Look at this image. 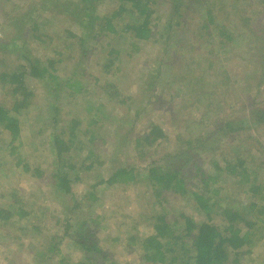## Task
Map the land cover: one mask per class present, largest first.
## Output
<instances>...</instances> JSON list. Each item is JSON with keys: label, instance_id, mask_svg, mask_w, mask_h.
<instances>
[{"label": "rangeland", "instance_id": "1", "mask_svg": "<svg viewBox=\"0 0 264 264\" xmlns=\"http://www.w3.org/2000/svg\"><path fill=\"white\" fill-rule=\"evenodd\" d=\"M16 3L23 7L28 4V0H18ZM214 3L217 4L216 0H207L206 5ZM10 6L11 3L0 0L1 39L4 37L3 28H1L3 14L8 12ZM115 6L114 0H105L99 3L97 5L98 15L111 14ZM75 9L77 7L74 5L69 8V10ZM161 11L164 10L161 9ZM200 11V8H194L189 12L191 14L188 15L191 16L188 17L198 19ZM216 12L223 24L237 26L240 29L239 33L241 32L244 36L253 34L249 29L256 23H259V26L256 27L252 46L245 48L244 39L238 40L237 38L228 49H222L221 46H218L216 48L217 55L213 54L212 57L213 62L210 60V55L206 54L207 52L202 54L197 50L198 47L194 48V51L189 46L187 47L186 42L198 38L191 36H196V34L190 31L185 24L177 30L171 42L170 40L165 41V35L163 37L157 36V39L152 43L141 44L142 49L134 54L132 50H127L131 43L130 39L119 41V37L114 34L99 35L94 40H88L85 47L90 55L83 57L76 46L67 49L69 45L74 44V40H64L63 35L65 29L80 34L81 27L75 24L71 26L64 20L65 18L60 20L58 16L55 25L50 26L52 30L48 31L52 42L49 43V40L44 38L47 44L42 47H37L36 44L30 42L31 45L27 47L29 49L24 51L32 58L62 59V62L56 66L62 79L66 78L67 80L74 76V79L89 85L88 91L81 96L75 95L61 100L59 97L65 95L61 92L62 90H55L53 85L45 86L40 85L41 83L35 85L37 102L40 107L30 114L28 122L22 125L20 152L26 154L28 162L41 165L44 170L53 171L55 167L64 168L66 162L60 161L58 163L50 152L53 147L51 141L52 137L55 136L54 134L60 135L64 131L68 132L66 129L70 119L82 121L81 128L83 129L89 127V130H93L94 125L91 121L97 119L99 125H97L96 135L102 140L107 139V136H112V138H108V144L100 143L102 146L101 154L104 156L99 160L100 163L103 162V165L95 168L97 171L95 173L99 177L107 179L122 164L142 166L144 163L160 158L164 154L174 155L182 149L177 137L180 135L187 136L185 133L189 127H192L194 138H197V135L200 138L206 132V125H209V130H214L215 126L221 124L220 119L216 120L209 116L208 122L202 121L206 119L207 110L208 114L213 111V106L207 107L210 106L207 98L205 97V102H203L202 97L204 96L200 94V91L204 92V90H201L199 86L206 84L208 93H214L213 96L216 99L223 100L225 103L230 102L233 109L231 108L227 112V116L230 117V120L237 122V125L233 126V132L227 131L228 134L224 137L221 135L223 133L213 135L205 143V149L197 150L199 157L190 165H201L207 175L214 176L216 172L213 168V161H222L223 158L234 160L241 156L250 165H263L260 171H256L259 173H255L252 178L256 175L261 176V181L264 182V125L259 128L256 125L246 124L247 116H253L251 113L248 114L250 109H258L259 111L262 109L260 107L263 106L264 2L262 0H226L224 8L216 9ZM64 14L68 16L67 10H64ZM247 18L252 19L251 22L254 23L246 22ZM184 22L187 25L191 23L187 19ZM163 23H165V19L158 22L157 19L154 21L156 25ZM24 38L20 37L18 41L20 45L25 43ZM62 43L67 47L62 46ZM47 45L48 47H46ZM121 45L123 52L115 64L121 69L116 71L113 68V74L111 72L107 79L108 81L118 80V85L122 91L121 95L115 99H108L103 92L98 90L102 84L98 85L95 78L101 79L100 83L104 81L102 64L105 61V50L112 48L118 50L121 49ZM55 48L57 51H61L62 55L56 54ZM9 55V62H12L15 61L18 52L12 50ZM249 61H252L255 68L249 69L247 67ZM153 79L155 83L159 82V86L154 92L149 89ZM189 82L191 86H189ZM209 83H214V85ZM192 88L194 92L191 91ZM199 89L200 91H198ZM66 91L69 93L68 90ZM151 95L153 98L150 97ZM254 99L258 103L257 107L253 104ZM51 106L58 107L60 113H53ZM139 110H142V114L136 115L135 112ZM101 117H103L102 120H100ZM194 121L202 122L203 125L195 127ZM152 123L160 125L167 135V139L160 140L159 144L152 148L154 151L149 152L148 157L144 159L141 158L142 154L135 152L128 140L143 134ZM3 139L4 137L0 136V142ZM86 139L85 136L79 138L76 142V148L66 154L67 159L70 160L71 158L70 161L68 160L69 163L72 160L77 163L79 157H85L87 152L84 149L80 150L78 146H81V143L82 146L83 144L86 145ZM95 173L82 172L78 175L79 179L74 187L78 200L84 197L91 185L98 180L99 177L95 179ZM186 173L191 178L192 189L203 191V184L200 182V178L195 176V170L192 169V172L187 171ZM71 174L75 177L76 171H72ZM221 176L215 185L221 187L218 198H222L225 204L232 202L236 210L242 213L250 209L251 203L264 205L263 201L254 200L251 196L240 192L231 176H225L224 173ZM144 180L145 176L140 179L141 182L137 185L100 187L97 190L100 200L93 204L90 209L91 212L86 210L87 205H83L77 211L78 213H85L84 216L92 214L93 220L97 218L96 216H100L98 217L100 220L98 224L89 221V225L95 229L99 245L120 264H142L139 250H129V243L126 242V239L136 233L144 234L150 229L148 221H142V217L147 218L153 211L154 200L147 182ZM52 183V180H46V182L38 184L35 179L32 180L16 173L13 169L12 158L6 157L4 161L0 160V206L12 204L13 201L10 196L5 197V195H10L12 189H19V198L27 203L26 209L31 213L30 225L34 224L40 227V231L37 233L27 231L26 242L27 239H30L38 250L46 251L53 242L52 237L58 235L63 239L61 248H63V253L66 256L64 259L74 262L82 258V253L78 252L70 237L64 236L63 222L56 224L57 218L67 219V217L72 219L73 224L77 223L76 218L69 213L70 208L73 207L72 198L60 197ZM190 185L188 184V187H191ZM213 197L218 199L216 196ZM227 198L229 199L227 200ZM193 202L194 200L191 199L172 197L170 199V219H173L176 213H193ZM25 222L21 225H27L26 220ZM136 223H139L137 225L138 230H135ZM216 223L221 225L220 218H216ZM1 231L3 232V230ZM17 231L12 229L11 236L13 238L8 237L11 242L0 243V264H59L60 257H52L45 262L39 258L34 259L32 256L35 255V252L33 253L29 249L28 243L15 238L18 235ZM240 263L264 264L263 232L257 235L251 254L243 255Z\"/></svg>", "mask_w": 264, "mask_h": 264}, {"label": "trees", "instance_id": "2", "mask_svg": "<svg viewBox=\"0 0 264 264\" xmlns=\"http://www.w3.org/2000/svg\"><path fill=\"white\" fill-rule=\"evenodd\" d=\"M17 1L6 0L7 3H11V6L8 10L9 13L6 11L3 14V23L1 24L4 37L0 38V136H3L4 139L0 142V160L4 161L6 157L12 158L13 169L16 173L32 180L35 179L38 184L52 180V186L60 197L72 198L73 207L70 208L69 213L76 218L77 223L73 224L72 219L67 217V219L57 218L56 224L63 222L64 236L73 240L75 248L82 253V258L74 262L65 260L66 256L61 248L63 239L58 235L52 237L53 242L46 251L38 250L30 239H27L26 242L27 231L37 233L40 231V227L34 224L30 225L31 213L26 209L27 203L19 198V189H12L10 195H5V197L10 196L12 204L0 206V229L3 230V232L0 230V243L11 242L8 237L13 238L11 235L12 229H14L18 230V235L15 238L28 243L29 249L33 253L35 252L32 257L39 258L43 262L52 259V257H60L59 264H120L99 245L95 229L89 225V221L98 224L100 216H96L97 218L93 220L92 214V216H84L85 213L77 211L83 205H87L86 210L91 212L93 204L100 200L97 194L98 188L113 185H137L141 182L140 179L145 176L144 182H147L148 189L153 196L154 209L147 218L142 217V221H148L150 229L144 234L136 233L126 239V242L129 243V250H139L142 264H241V257L251 254L257 235L260 232L264 233V205L254 202L251 203L248 211L239 212L232 202L225 204L222 198H218L221 187L219 188L215 184L224 173L225 176L233 178V182L236 184V188L239 187L240 192L251 196L254 200L264 202V182L261 181V176L256 175L252 178L255 173H259L256 171H260L263 165H250L241 156L234 160L223 158L222 161H213V168L216 172L214 176L207 175L201 165H190L199 157L197 150L205 149V143L213 135L223 133L221 135L224 137L228 134L227 131L233 132V126L237 125V122L230 120V117L227 116V112L231 108L233 109L230 102L225 103L223 100L216 99L213 96L214 93L207 92L206 84L200 85L201 90H204V92L198 90L204 96L202 97L203 102L206 97L209 101L208 105H210L207 107L213 106V111L209 115L207 110L206 119L202 121L208 122L209 116L216 120L220 119L221 124L215 126L214 130H209V125H206V132L200 138H198L199 135L194 138L192 127H189L185 133L187 136L177 137L182 146L178 153L164 154L142 166L122 164L107 179L99 177L95 173V168L103 165V162H99L104 156L101 154L100 143L108 144V138L110 139L112 136H107V139L102 140L96 135L97 125H99L97 119L91 121L94 125L93 130H89V127L83 129L81 128L82 121L70 119L66 129L69 133L64 131L60 135L54 134L51 141L53 147L50 151L58 163L66 162V165L64 168L55 167L53 171L44 170L41 165L28 162L26 154L20 152L22 125L28 122L30 114L40 107L37 102L35 85L38 83L45 86L53 85L55 90H62L61 92L65 95L59 97L61 100L65 97L81 96L88 91L89 85L74 79V76L67 80L66 78L62 79L58 74L59 69L56 67L62 62V59L32 58L24 50L29 49L27 47L31 45L30 42L36 44L37 47L47 44L44 38L49 40V43L52 42L48 31L52 30L50 26L55 25L59 16L60 20L65 18L64 20L69 25L75 24L81 27L80 34L65 29L63 31L64 40L73 39L74 44L67 47L62 43V46H66L67 49L76 46L83 57L90 55L85 47L88 40H94L99 35L114 34L119 37V41L130 39L131 43L127 50H132L134 54L142 49L141 44L152 43L157 39V36L165 35V41L170 40L171 42L177 30L185 24L190 31L196 34V36H191L198 38L186 42L187 47L189 46L193 51L198 47L197 50L202 54L207 52L206 54L210 55V60L213 62V54L217 55L216 48L221 46L222 49H228L237 38L238 40L244 39L245 48L252 46L254 33H256L255 30L259 23L249 29L253 33L249 36L239 33L240 29L237 26L223 24L218 18L216 9H223L226 0H216L217 4L212 5H206L207 0H114L115 9L106 16L98 15L97 11V5L105 0H39L36 2L28 0V4L23 7L16 3ZM262 1L264 2V0ZM72 5L77 9L69 10ZM197 7L201 10L200 17L198 19L188 17L191 16L188 15L191 14L189 12ZM161 9L164 11L162 12ZM64 10H67L68 16H65ZM156 19L157 22L165 19V23L156 25L154 24ZM186 19L190 20L189 25L184 22ZM251 21L250 18L246 19L248 23ZM20 37H25V45L18 43ZM120 48L105 50V61L102 64L104 81L100 83L101 79L95 78L98 85L102 84L98 90L103 92L108 99H115L121 95L122 91L118 80L108 81L107 79L111 72L113 74V68L116 71L121 69L115 66L123 52V46ZM12 50L17 51L18 56L15 61L9 62L8 56ZM54 50L56 54L62 55L61 51H57L56 48ZM247 67L255 68L252 61H249ZM209 84L214 85V83ZM32 85L33 87H31ZM149 86V89L154 92L158 88L159 82L155 83L153 79ZM189 86H191L190 82ZM191 91L194 92L193 88ZM150 97L153 98L152 95ZM262 101L263 106L260 107L262 109L259 111L250 109L248 114L251 113L253 116H247V125H256L259 128L264 125V99ZM253 104L256 107L258 105L255 99ZM51 108L53 113H60L58 107L51 106ZM141 112L142 110H139L135 114L141 115ZM102 119L103 117L100 118V120ZM194 122L195 127L203 125L202 122ZM84 136L87 137L86 145L82 146L81 143V146L78 147L80 150L84 149L87 154L85 157L78 155L81 160L78 159L77 163L73 160L69 163L71 158L67 159L66 154L75 149L78 139ZM162 139H167V135L159 124L152 123L147 131L128 141L135 152L142 154L141 158L145 159L149 152L154 151L152 148L156 147ZM192 169L195 170V176L200 178L204 187L203 191L192 189L191 178L186 173L187 171L192 172ZM72 171H76L75 177L72 176ZM82 172L95 173V179L99 178L91 185L84 197L78 200L74 187L78 182V175ZM188 184L191 187H188ZM175 196L194 200L193 213H176L173 219H170V199ZM213 196L218 199H214ZM216 218H220L221 225L216 223ZM25 220L27 225H21V223H26ZM138 224L136 223L135 230H138ZM15 238L14 240H16Z\"/></svg>", "mask_w": 264, "mask_h": 264}]
</instances>
